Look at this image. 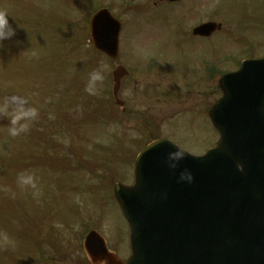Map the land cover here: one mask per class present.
Instances as JSON below:
<instances>
[{
  "label": "rangeland",
  "instance_id": "rangeland-1",
  "mask_svg": "<svg viewBox=\"0 0 264 264\" xmlns=\"http://www.w3.org/2000/svg\"><path fill=\"white\" fill-rule=\"evenodd\" d=\"M234 1L205 0L207 17L229 22L233 18ZM236 1L238 15L247 19L251 0ZM153 3L158 5L159 0H0V12L8 13L15 30V35L0 45V98L16 95L17 103L27 98V103L36 107L39 114L30 130L18 137L8 135L9 120L0 114V233H7L15 241L14 247L0 244V264H24L29 257L37 258V248L48 247L36 232L31 234L35 239L31 245L28 237L25 239L28 216L29 226H43L47 232L55 229L61 241L71 239L73 231L75 239L82 242L87 232L97 230L110 250H119L122 257L128 255V230L111 197L112 185L115 182L132 184L137 152L157 138V134L150 136L142 130L141 114L145 115L144 119L147 116L148 124L152 123V133H159L160 138L192 155H200L216 142L206 119L200 120V129H191L189 115L182 114L192 113L196 102L195 95L194 99L193 96L186 98L189 88H177V95L164 88L174 100L185 103L179 108L171 107L170 119L161 120L159 116L150 119L145 111L147 103L142 99L144 89L141 91L140 81L145 77L137 76L138 86L132 85L124 93L133 113L121 117L112 109L109 75L113 66L105 59L92 57L85 41V21L96 10L106 8L122 22L119 61L128 69L139 64L149 69L147 59L156 58L173 71V77L165 79L183 80L189 77L184 72L197 60L198 49L191 42L183 41L180 34L187 20L185 12L190 9L196 12L198 0H184L181 6L174 7L158 5L155 9ZM251 5L261 12L264 10V0H252ZM57 28L66 31L69 40L74 35V43L56 35ZM215 38L219 39L216 46L222 53L229 49V39ZM212 48V41L207 42L205 53L209 58L213 55ZM86 60L91 61L92 72H102L104 79L100 85L105 95L101 94L100 85L96 95L85 91L89 71L82 63ZM225 70L226 66L222 65L221 71ZM160 75L163 80V72ZM144 84L148 85L146 81ZM193 90H204L206 102L212 101L209 100L213 97L212 88ZM103 97L105 107L112 109L108 111L111 118L101 106ZM95 101L99 105L97 117ZM62 103L64 119L74 120L73 114H76V118L83 115V120L65 122L66 125L51 123L56 108ZM118 115L121 119H117ZM193 119L197 122L199 118ZM59 157L63 161L58 163L60 166L45 163L42 167L45 158L52 163ZM24 171H31L37 177L36 190L17 187V174ZM5 188L15 191L16 198L12 199ZM51 225L53 229L47 228ZM53 238L57 239L55 234Z\"/></svg>",
  "mask_w": 264,
  "mask_h": 264
},
{
  "label": "water",
  "instance_id": "water-1",
  "mask_svg": "<svg viewBox=\"0 0 264 264\" xmlns=\"http://www.w3.org/2000/svg\"><path fill=\"white\" fill-rule=\"evenodd\" d=\"M119 30L107 11L98 12L90 22L93 48L115 60ZM123 74L119 67L112 73L117 106ZM221 84L224 97L209 113L220 135L216 148L193 157L153 142L136 160L134 185H115L129 227L126 264H264V119L249 116L264 113V60L245 63ZM176 149L185 159L173 171L167 158ZM184 169L193 174L191 184L179 180ZM99 241L90 233L86 249Z\"/></svg>",
  "mask_w": 264,
  "mask_h": 264
},
{
  "label": "flooded vegetation",
  "instance_id": "flooded-vegetation-1",
  "mask_svg": "<svg viewBox=\"0 0 264 264\" xmlns=\"http://www.w3.org/2000/svg\"><path fill=\"white\" fill-rule=\"evenodd\" d=\"M184 0H179L174 3H162L166 4L168 7H174L180 5ZM252 1V0H251ZM249 2L250 10L246 11L247 19L243 20L238 15L237 7L239 4L235 0L232 4L233 9L231 11L233 18L229 22H223L221 18L207 19L206 10H205V0H198V8L194 13H190V9L185 12L186 14V23L184 24L185 31L180 34L183 41L187 40L192 43L194 47L198 49V57L192 67L186 72L189 75L187 79H184L181 85L178 88L185 87L189 88L186 92V98L193 95L196 96V102L193 103L192 113H182L189 115L191 121V129L196 128L200 129V120H205L207 118L209 108L207 106L205 91L197 90L195 88L205 89L206 87L212 88V94L214 102L221 98V91L219 87V81L222 73H231L239 70V67L242 63L247 61L261 60L264 58V10L263 12L259 11L256 7L251 5ZM217 10V9H216ZM206 22H216L221 24L220 31L213 32L206 35H192L193 28L204 24ZM229 23L228 28H225L226 24ZM192 26V27H191ZM216 36H224L229 39L230 47L228 50L222 53V51L217 48L216 41L219 40L215 38ZM190 38L191 40H189ZM212 41V50L213 55L209 58L205 53L206 43ZM151 64H147L149 71L140 70L141 65H135L133 76L128 72L127 77L121 81V94L124 98V110L121 112L123 117H126L130 110H127L128 103L124 97V93L127 88L134 85L137 87L139 82L137 81V76H144L145 79L141 80L142 83L141 91L142 99L144 100L147 106L146 113L149 114V118L161 117V120L170 119L172 116L171 107H182L184 100H174L176 99L173 95H177V92H174V86L172 85L173 80L165 79V77H173L172 70L163 65L158 59L150 58ZM225 65L227 70L221 71V66ZM136 69V70H135ZM160 72H163V79L160 75ZM143 73V74H142ZM140 74V75H138ZM149 76V77H148ZM152 78V79H148ZM144 81L147 82V86L144 84ZM158 82V83H157ZM164 88H169L171 95L168 91H164ZM167 90V89H165ZM175 93V94H174ZM195 97L193 96L192 99ZM154 105V107H153ZM126 106V107H125ZM157 110V111H155ZM132 112V111H131ZM181 111H176L179 113ZM191 116V117H190ZM255 118H264V113L254 115ZM193 118H199L196 122ZM146 120H148L146 116ZM148 121L144 122V125H147ZM152 128V123L149 124ZM197 126H199L197 128ZM49 252L56 254L53 257L48 258L45 255V250L37 248L36 257L27 258L26 264H120L116 259L113 261L108 256H99L97 255L92 262L89 261V258L85 254L83 248H80L76 240H69L63 246H57L48 244ZM96 259V260H95ZM124 263V259H121ZM96 261V263H95Z\"/></svg>",
  "mask_w": 264,
  "mask_h": 264
},
{
  "label": "clouds",
  "instance_id": "clouds-1",
  "mask_svg": "<svg viewBox=\"0 0 264 264\" xmlns=\"http://www.w3.org/2000/svg\"><path fill=\"white\" fill-rule=\"evenodd\" d=\"M9 15L7 12H0V45L4 41L10 40L15 35V30L9 22ZM102 72L94 70L89 74L88 84L85 91L90 95H96L98 92V85L103 82ZM18 97L16 95L5 96L0 98V114H3L9 120V127L7 129L8 135L11 137H18L22 134H26L33 122L39 118L38 110L36 107L27 103V98L20 100L17 103ZM185 159V154L176 149L168 154L167 165L175 171L182 160ZM179 180L181 182H187L191 184L194 180L193 174L184 169L179 174ZM16 185L20 189L30 188L36 190L37 177L31 171H24L17 174ZM4 191L12 198H16V192L11 189L5 188ZM0 244L8 247H14L15 241L12 240L7 233H0Z\"/></svg>",
  "mask_w": 264,
  "mask_h": 264
},
{
  "label": "trees",
  "instance_id": "trees-1",
  "mask_svg": "<svg viewBox=\"0 0 264 264\" xmlns=\"http://www.w3.org/2000/svg\"><path fill=\"white\" fill-rule=\"evenodd\" d=\"M69 29L70 30H73V28H71V27H69ZM55 34L57 35V34H60V38H62V40H67V38H68V36H67V33H66V31L65 32H63V29H61V28H57L56 30H55ZM75 52V51H74ZM67 102V101H66ZM72 107H75V106H72ZM65 110V108H64V106L63 105H59L57 108H56V111L58 112L59 111V116H60V118L59 119H51V123H54V124H60V125H64L65 124V122H68V123H70V122H72V121H82L83 120V115L82 116H78L77 118H76V114H73V117L75 118L74 120H72V119H70V120H67V119H64L63 118V111ZM58 122V123H57ZM50 127H52L53 128V126H50ZM63 131H65V130H63ZM43 142H46V141H43ZM48 142V141H47ZM50 144L51 145H53L54 146V144L53 143H51L50 142ZM62 158L61 157H59L58 158V160H55L54 161V163L57 165V166H60L58 163L60 162V161H62L61 160Z\"/></svg>",
  "mask_w": 264,
  "mask_h": 264
}]
</instances>
